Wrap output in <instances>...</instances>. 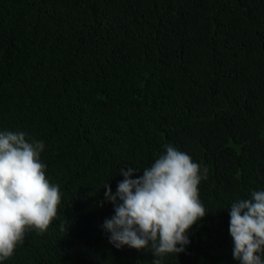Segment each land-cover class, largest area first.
I'll return each instance as SVG.
<instances>
[{"label":"trees","instance_id":"obj_1","mask_svg":"<svg viewBox=\"0 0 264 264\" xmlns=\"http://www.w3.org/2000/svg\"><path fill=\"white\" fill-rule=\"evenodd\" d=\"M3 131L43 142L61 205L0 264H153L109 242L104 187L167 145L207 168L208 214L161 264H238L230 207L264 190V0H0Z\"/></svg>","mask_w":264,"mask_h":264},{"label":"clouds","instance_id":"obj_2","mask_svg":"<svg viewBox=\"0 0 264 264\" xmlns=\"http://www.w3.org/2000/svg\"><path fill=\"white\" fill-rule=\"evenodd\" d=\"M165 148L137 179L131 178L136 168H121L124 179L115 194L109 184L104 187L115 213L103 225L109 242L118 249H148L159 258L153 264L184 252L188 230L208 214L199 193L207 168L173 146ZM43 150V142H28L23 133L0 132V262L13 256L27 233L43 234L57 218L60 186L48 179ZM229 214L233 259L264 264V190L232 203Z\"/></svg>","mask_w":264,"mask_h":264}]
</instances>
